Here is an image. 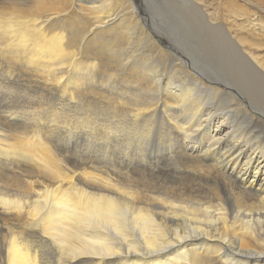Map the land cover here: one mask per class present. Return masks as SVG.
I'll use <instances>...</instances> for the list:
<instances>
[{
	"label": "bare ground",
	"instance_id": "1",
	"mask_svg": "<svg viewBox=\"0 0 264 264\" xmlns=\"http://www.w3.org/2000/svg\"><path fill=\"white\" fill-rule=\"evenodd\" d=\"M159 1L0 0V264H264V62Z\"/></svg>",
	"mask_w": 264,
	"mask_h": 264
},
{
	"label": "rangeland",
	"instance_id": "2",
	"mask_svg": "<svg viewBox=\"0 0 264 264\" xmlns=\"http://www.w3.org/2000/svg\"><path fill=\"white\" fill-rule=\"evenodd\" d=\"M81 1H83L84 3L90 2V0H86V1L81 0ZM152 1L153 4L160 3L159 0H152ZM225 1H229L231 5L229 6L227 4V6L225 7L227 3ZM60 2L63 8L66 9L67 11H71V10L74 11V9L76 11L78 5L83 4L81 2H78V0H60ZM181 3L183 4V2ZM197 4L199 7L202 8L203 14H205L208 18H210L211 21L217 23L218 25H223V27L225 26V28H228L230 30V34L232 33V35H234L237 39L239 37L244 38L245 56L251 53L255 57L260 56L259 59L263 60L261 62H264V25H261V23H264V0H197ZM232 12H236L238 14L244 13V16L241 17H237L235 15L233 16ZM129 27H132V25H129ZM168 50H171L172 53H170L169 56H167V58H165L164 60V64L165 65L167 64L165 66L166 67L165 70H173L170 67L171 65L174 64H179L182 70H195L197 68L196 66L200 65L199 63L204 60V59L201 60L197 57V59L193 60L196 66L190 65L182 54L179 55L177 51L175 53V51H173L170 48H168ZM137 56L138 55L135 54L133 57V61L135 63H136L135 60L138 59ZM148 56L149 55L145 53V57L148 58ZM153 56H157V55L153 54L152 57ZM174 57H176L178 61L173 60L172 62V59ZM148 60H152L151 62L155 61V59H150V58L146 59V61ZM1 64L4 70L7 69L6 66H8V68L10 67L9 70H11V67H13L10 66L11 64L8 65L3 63ZM210 66L213 67L214 65H210ZM160 68H162L161 65Z\"/></svg>",
	"mask_w": 264,
	"mask_h": 264
}]
</instances>
